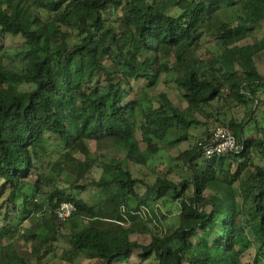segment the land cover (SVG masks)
Listing matches in <instances>:
<instances>
[{
	"label": "trees",
	"instance_id": "16d2710c",
	"mask_svg": "<svg viewBox=\"0 0 264 264\" xmlns=\"http://www.w3.org/2000/svg\"><path fill=\"white\" fill-rule=\"evenodd\" d=\"M238 1L0 0L1 264L44 263L63 226L67 262L82 256L113 264L137 249L138 264L152 254L159 264H264V124L256 115L264 120V75L243 65L264 50V33L255 34L264 0H249L262 13L223 17ZM7 35L21 40L9 46ZM9 51L20 67L5 63ZM161 72L174 74L184 107L165 91L148 93ZM130 78L146 81L132 97ZM219 99L247 111L224 122ZM209 117L232 131L238 150L203 154ZM251 123L254 135L245 130ZM201 125L198 140L174 156L177 164L150 165L159 141L188 139ZM87 138L122 153L94 155ZM131 164L149 165L152 178L134 174ZM93 165L101 168L97 178ZM174 168L177 180L168 177ZM62 173L70 175L67 187L58 184ZM89 185L102 195L92 204L77 195ZM168 198L179 205L177 225L150 233V203ZM62 200L75 204L66 219L55 213ZM28 217L35 223L20 236L35 241L43 227L44 239L19 251L16 225ZM76 217L85 219L80 227Z\"/></svg>",
	"mask_w": 264,
	"mask_h": 264
},
{
	"label": "rangeland",
	"instance_id": "374dc122",
	"mask_svg": "<svg viewBox=\"0 0 264 264\" xmlns=\"http://www.w3.org/2000/svg\"><path fill=\"white\" fill-rule=\"evenodd\" d=\"M254 13H262V9L257 7L255 4H253L249 0H239L236 4L230 5L227 7H224L221 10V14L225 18H231L235 17L237 15H246L250 16ZM260 29L256 31L255 33L258 36H260L262 33H264V16L260 20ZM21 40V38L17 35H7L5 42L8 43L9 46L14 45L15 43H18ZM201 41L203 42V45L205 47L212 48V42L207 36L201 37ZM250 39H244L241 42H248ZM5 63L9 65L10 67H20V63L17 62V60L14 58V55L9 51L4 56ZM226 67L229 69H232L233 67H236L237 63L235 61L231 60H225ZM243 65L248 69L256 68L264 75V50L261 52H258L255 56L253 61H245L243 62ZM182 71V70H181ZM174 74L167 75L165 72H161L155 82L154 85H151L148 87L147 91L149 94H155L159 91H165L166 94L173 100L174 104L178 105L179 107H184L185 101L181 98V95L176 87V84L173 80ZM130 84L132 86V90L130 92V97H132L135 93L139 92L140 89H142L146 85V81L139 79L134 80L132 78L129 79ZM29 84H22L23 89L29 88ZM128 88V85L125 86ZM214 103L219 106V114L218 116L220 119L224 122H227L230 118L235 119L236 121H239L247 111V107L239 102H236L235 100H229L227 102L219 100H214ZM253 107V103L248 105V107ZM256 115L259 117L260 121L263 122L264 120L262 118V113L257 112ZM201 119H204L205 116L199 115ZM208 131L210 129H214L218 126H225L223 124H220L219 122H216L212 117H209L208 119ZM227 127V126H225ZM205 129V125H201L198 127H192L190 129V135L188 139L181 140L180 142H173L171 138H167L164 141H159L158 143L161 145V148L149 159L150 165H156V167L159 168V171H164L167 169L168 166H173L174 164H177V159H175V155H177L180 151L191 147L197 140L199 135L202 133V131ZM246 133L250 135H254L256 133L255 131V125L253 123L249 124L246 128ZM137 138L140 139L139 133L137 134ZM56 140L52 139L48 145L49 148H56L55 144ZM86 143L88 146L92 149L94 152V155L99 156H113L115 157L119 156L122 151L119 147L114 146H107V147H97V143L92 138H87ZM140 147L144 148L145 143L140 140ZM79 157L83 158L82 153H77ZM259 156V155H257ZM245 159H242L243 161ZM240 161V162H241ZM149 166V165H148ZM148 166H143L140 164H131V168L134 172V174L139 176H145L146 179H151L148 174L150 173V168ZM176 168L173 169V172H171L168 177L177 180L180 177V173L177 172ZM51 174H54V171L51 169L49 170ZM101 174V168L97 165H93L91 168V175L97 178ZM70 175L67 173H62V175L59 177L58 184L63 187H67V179L69 180ZM36 179V173H33L31 177H29L30 182ZM30 184V183H28ZM25 189H30L28 185L24 186ZM77 195L84 198L88 203L92 204L98 201V199L102 196L99 189H97L94 185H89L87 188L83 191L77 192ZM3 196L0 197V202L2 201ZM3 204V202H2ZM4 207V206H3ZM1 206L0 208V215L3 212L4 208ZM150 207L154 208L155 211V219L147 221V227L148 231L150 233L152 232H159L160 228H165L167 226H175L177 225V213L179 210V205L176 201L170 200L169 198L167 200L159 199L157 202H151ZM85 219L83 220L81 217H76V222L78 224V227H80L81 223H83ZM157 224H156V223ZM35 221L31 217L25 218L22 220L19 224L16 225V229L18 232L15 234L14 239V247L19 249V251L22 250H29L33 243H37L39 241H42L44 239V228L39 227L37 229V237L34 240L31 239H24L20 236V233L25 232L26 229L30 225H34ZM67 228L65 226L62 227V233L59 234L57 239L53 241V245L56 246L55 251H50L46 256H44L42 259L44 263L42 264H91L89 259L83 258L82 256L76 257L72 262H67L64 259H61V253L64 251V249L68 246L67 242ZM248 234L250 237H252V232L248 230ZM19 236V237H18ZM193 241L197 240V236L193 235L191 238ZM48 243V242H47ZM45 246V245H43ZM171 260V256L168 258ZM1 258H0V264H1ZM32 264H37V261L35 258H32ZM113 264H138V250L134 249L131 255L127 258L118 259L113 262ZM140 264H159L157 261V258L155 254L150 255L148 258L143 260Z\"/></svg>",
	"mask_w": 264,
	"mask_h": 264
},
{
	"label": "built area",
	"instance_id": "2783aa9c",
	"mask_svg": "<svg viewBox=\"0 0 264 264\" xmlns=\"http://www.w3.org/2000/svg\"><path fill=\"white\" fill-rule=\"evenodd\" d=\"M199 144L206 157L239 149L235 135L225 126L210 129L205 136V141H199ZM74 210L75 204L70 200H62L55 207V213L59 219L70 217Z\"/></svg>",
	"mask_w": 264,
	"mask_h": 264
}]
</instances>
